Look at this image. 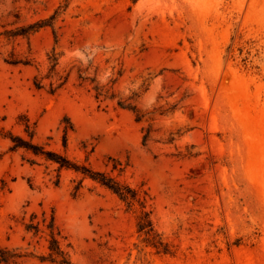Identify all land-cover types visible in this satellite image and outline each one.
<instances>
[{
	"label": "rangeland",
	"instance_id": "374dc122",
	"mask_svg": "<svg viewBox=\"0 0 264 264\" xmlns=\"http://www.w3.org/2000/svg\"><path fill=\"white\" fill-rule=\"evenodd\" d=\"M0 130L146 192L169 248L0 134V264H62L52 221L71 264H264V0H0Z\"/></svg>",
	"mask_w": 264,
	"mask_h": 264
},
{
	"label": "trees",
	"instance_id": "16d2710c",
	"mask_svg": "<svg viewBox=\"0 0 264 264\" xmlns=\"http://www.w3.org/2000/svg\"><path fill=\"white\" fill-rule=\"evenodd\" d=\"M50 61V73H54L58 64L59 60L55 54H53L51 57H49ZM15 64V63H14ZM24 65H29V62L23 63ZM61 81V79H59ZM67 82V79L60 83L57 87H54V84H51V93H56L59 89H61L65 83ZM35 87L36 89H42L43 84L41 81H39L37 78L35 79ZM95 90L97 91V99L101 98L104 94L103 90L96 87ZM119 106L123 109H129L135 112L134 108H131L130 106H125L122 103H119ZM25 132L29 134L31 138L34 136V131L32 130L30 124L25 125ZM0 134L3 135L5 139H9L12 143L11 150L17 151L19 149H25V151L32 153L33 155L37 157H43L45 161L51 162L54 164H57L59 166V170L65 169L69 171H73L81 176H83L85 179H90L95 183H98L102 187L108 189L113 194H115L123 203L127 204L129 208L133 207L134 205H138L141 209V216L137 223V229L138 233L142 234L145 237V241L153 248L158 250L161 253L168 254L169 248L166 244L162 242V240L159 238V235L155 232L153 222L151 220V214L152 212L147 211L148 203H149V195L146 192H141L138 190H135L131 188L128 184L121 182L115 177H112L111 175L101 172V171H94L92 168L86 166V165H79L77 163H74L70 161L67 157L58 154L56 152L52 151H46L44 148L35 146L31 142H27L23 140L20 137L17 136H7L5 134H2V130H0ZM113 171H117L119 175L123 174V168L120 167V164H115L113 167ZM59 183V180H58ZM82 182L78 184L76 187V191H78L81 188ZM51 231V237H52V245L50 246V252H51V258H61L62 264H71L69 260L67 259L66 255L63 251H61L59 242L56 238L55 229H54V223L52 221L51 225L49 226ZM29 231L36 229L35 226L30 225L27 228ZM0 261L4 263H8L11 259H14V256L8 257L6 254H1Z\"/></svg>",
	"mask_w": 264,
	"mask_h": 264
}]
</instances>
